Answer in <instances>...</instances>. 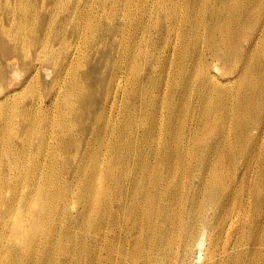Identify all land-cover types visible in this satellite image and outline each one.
<instances>
[{"label":"bare ground","instance_id":"obj_1","mask_svg":"<svg viewBox=\"0 0 264 264\" xmlns=\"http://www.w3.org/2000/svg\"><path fill=\"white\" fill-rule=\"evenodd\" d=\"M65 1L6 0V4L0 8V255L10 258L2 264H55L44 260V256L52 255L56 247L58 226L55 222L68 213L69 206L77 203L80 209L77 211L78 216H73L75 227L82 230L86 227L91 229L96 224L103 227L104 258L101 255L103 247L98 257L103 259L104 264H114V258L121 264L126 251L136 254L141 245H147L150 250L143 264L155 262V259L150 258L151 252L181 254L185 263L189 259L195 260L194 254L201 256L205 234L210 232L219 236L224 232L229 237L231 230L241 223L239 215L235 214L236 206L230 209L225 205L208 206V197L211 195L202 191V174L195 175V169H187L180 174L189 171L186 178L176 179L180 176L177 175V161L184 159L192 142V138L179 135L185 126L180 116L177 122L169 119L164 124L172 129L170 142L175 150L161 152L156 149L140 155V158H146L140 170L150 168L146 182L132 177L130 172L123 176L126 180L124 183L119 178L114 180L112 169L105 168L102 160L118 148L124 152L118 158L138 157L135 144L129 140L135 141L136 136L139 140L142 126H145L143 140L146 134L156 135L159 139L164 134L154 127L148 128L136 112L127 109L134 100V89L128 86L134 75V55L130 53L124 56L122 53L125 51H115L113 54L116 56L121 53L123 58L130 59V65L124 62L112 67L104 65L102 57L112 52L108 44L121 40L114 31L97 39L94 37L103 20L110 18L106 0H73L60 14L58 11ZM92 2H97V8L92 7ZM25 4L29 5V12L36 19L29 37L25 34L24 24H11L14 20L21 23L29 20L25 13L16 14L17 8L20 12H23L22 7L26 9ZM118 5L117 0L112 1V9ZM152 6V0H144L137 10L150 18ZM220 14L213 9L208 18L214 21ZM56 16L59 19L54 21ZM252 17L255 21L258 15L248 11L240 20L247 21ZM193 21L190 16L186 19L189 25ZM256 21H261L262 27L249 34L240 25L233 27L230 31L233 38L231 43L224 37H216L217 34L222 36L227 33L226 26L216 19L213 26H205L202 36L189 37L192 43L202 45V49L191 56V66L196 72V75L193 72V83L197 87L202 84L214 94L220 93L221 89L229 91V94L236 91L230 96L237 98L241 105L257 100L256 94L243 97L240 92L244 87L254 91L255 84L250 74L258 63H246L239 58L241 55L253 59L258 51L257 44L264 41V16ZM136 24L140 32L148 28L146 22L137 21ZM124 27L120 25L118 29ZM178 38L176 29L168 28L164 34V40L170 43ZM244 41L249 45H243ZM27 51L31 53L27 54ZM20 65L28 67L26 78L17 86H11L10 74ZM86 65H90L88 71L77 72L79 66ZM213 67H217L219 72ZM102 69H105L102 75H108L105 78L100 76ZM41 73L45 78L44 84H49L44 87L39 85L36 89L29 88ZM86 81L99 85L103 95L96 105L91 104L90 109L82 105L80 110L78 103L87 102L84 86L78 84H85ZM133 81L137 82V76ZM39 89L42 91H36ZM260 93L264 95V90ZM262 103L264 105V97ZM220 104L226 103L223 101ZM99 105L103 110H109L103 119L94 114ZM167 106L179 113L187 107L183 104L177 109L173 102ZM122 107L116 126L111 111ZM164 108L158 107L157 112ZM22 109L30 111L21 126L24 132L10 130V124H6L4 117L18 116ZM85 115L91 117V125L82 120ZM75 119H79V125L88 126L84 129L85 135L77 134L79 125ZM262 120L264 122V116ZM258 122H252L249 129L259 130ZM114 132L117 133V139L111 146L109 143L113 136L116 137ZM244 137L248 138L247 132ZM146 141L151 145L147 138ZM96 142L108 147L95 150ZM61 155L78 158L75 168L55 170V161ZM162 160L168 161L164 171L157 165ZM93 163L95 167L90 166ZM100 166L104 167L103 172ZM104 173V194L102 188L96 187L92 191L91 187L100 183L98 178ZM61 178L66 189L59 186ZM21 204L24 208L17 206ZM16 211L19 214L15 215ZM79 215L84 219L78 220ZM155 227H159L160 237L150 235ZM116 228L134 236L124 235L122 238L121 232L114 230ZM142 234L146 235L143 237ZM89 236L93 237L91 234ZM60 252L64 255L63 259L70 257L69 251ZM228 253H232V250L227 252L225 247L221 259ZM58 264L68 263L65 260Z\"/></svg>","mask_w":264,"mask_h":264},{"label":"rangeland","instance_id":"obj_2","mask_svg":"<svg viewBox=\"0 0 264 264\" xmlns=\"http://www.w3.org/2000/svg\"><path fill=\"white\" fill-rule=\"evenodd\" d=\"M112 1L106 0L107 10L110 13L109 20L104 19L102 24L98 26L94 33L96 39L101 35L105 36L114 31L119 39V42H110L109 49L112 51L108 56L103 58L104 65L112 67L120 65L122 62L130 65V59L122 57L128 54H133L134 75L130 85L134 89V100L127 107L128 110L136 112V115L141 121H144L148 128H155L163 132L164 136L159 139L156 135H145L142 139V133L145 126L140 130L139 140L137 136L135 141L130 139V143H134L138 151V157L134 158H118V155L124 154L121 148L108 155L103 161L105 168L112 169V177L114 180L119 178L122 183L126 180L129 172L132 177H137L138 180L146 182L149 176V169H141L144 166L143 162L146 158H140V155H146L159 149L161 152L166 150H175V146L170 142L169 129L165 122L172 119L177 122V117H182L185 124L184 130L179 134L182 138H192L191 145L184 156L183 160L177 161L178 174L187 169H195L194 174L200 175L202 186L201 189L205 193H209L208 206L216 207L225 205L229 209L235 205V214H238L241 223L231 230V235L226 237L227 233H222L219 236L213 233L203 236L201 256H196L195 260L189 259L186 263L182 261L181 254L165 255L162 253H150L151 259L155 262L150 264H264V105L262 98L264 95H259V92L264 90V41L258 43V51L253 59H247L239 55L243 62L257 64L250 78L254 82V91L244 87L240 92L243 97L256 94L257 100L253 102H245L241 105L237 98H233L229 91L221 89V92L214 94L208 91L207 88L200 84L197 87L193 83V72L195 70L191 66V56L202 49V45L192 43L189 37L202 36L205 26L212 25L216 20H219L227 28V33L224 35L217 34V38L224 37L228 43L233 41L230 31L233 27L240 25L249 34L252 30H258L262 27V22L257 23V19L264 16V0H152V16L144 17L137 8L144 3V0H117L119 5L112 9ZM73 0H66L58 13L66 9L69 3ZM6 4V0H0V8ZM26 5V4H25ZM97 2H92V7L97 8ZM127 8V9H126ZM221 13L214 21H211L208 16L211 11ZM127 10L130 12L127 13ZM22 11L16 9V14L25 13L29 18L27 22L21 23L18 20L12 21L11 24L26 26L25 34L29 37L30 32L34 29L36 19L29 12L30 7L26 5V9L22 7ZM251 11L258 15L254 21L253 17L247 21H241V17L245 12ZM194 20L186 23L187 17ZM56 16L54 21L58 20ZM137 21L146 22L147 30L140 32ZM257 23V24H256ZM256 24V25H255ZM124 25L123 29H118V26ZM168 28L177 30L179 38L170 43L164 40V34ZM185 40L183 41V39ZM9 42V41H8ZM248 46L247 41L242 43ZM172 45L173 48H172ZM125 51L119 56L113 54L115 51ZM27 54L31 51H27ZM91 61L93 54L90 56ZM99 61L98 57L95 58ZM261 59V64L259 60ZM90 65L79 66L77 72H86ZM213 69L219 72L218 68ZM28 67L20 65L19 68H14V73L10 74L11 86H17L26 78ZM105 69H102V78L107 77V73L102 75ZM137 76V82L133 78ZM44 75L41 73L39 78H36L34 84L29 88L36 89L41 85L44 87ZM47 80V78H46ZM50 81V80H47ZM78 86H84L85 102L78 103V109L81 110L82 105L88 110L91 104L96 105L97 100L103 95V91L99 85L86 81L85 84L79 82ZM28 89V88H27ZM36 91H42L41 89ZM225 105H221V102ZM173 102V106L177 109L181 105H186V109L179 113L168 108V103ZM90 103V104H89ZM247 103V104H246ZM246 104V105H245ZM119 106V105H118ZM164 106V110L157 112L158 107ZM122 108H115L111 111L112 116L116 120L121 116ZM157 112V113H156ZM109 110H103L100 105L94 110V114L99 115V119H103ZM30 114L27 109H22L18 116L7 115L6 124H10V130L23 133L22 123ZM60 120V116H58ZM89 125L92 124V119L89 115L83 117ZM79 125V119H75ZM240 121V122H238ZM258 122L259 130L249 129L252 122ZM87 125H79L77 134L85 135L84 129ZM247 132L248 138L244 137ZM136 134L138 132L136 131ZM113 146L117 139V133H113ZM119 138V136H118ZM146 138L150 141L149 145ZM258 141L253 143L252 141ZM106 144L96 142L94 149L99 147L106 148ZM108 147V146H107ZM253 151V154H251ZM44 160L43 157H39ZM46 161V160H45ZM78 158L73 155H61L56 159L55 170L67 169L72 170L77 165ZM211 163L213 165L210 167ZM168 161L162 160L157 165L164 171ZM90 166L95 167V163ZM102 170L104 167L100 166ZM189 171L183 173L176 179H183L188 176ZM103 178V180H102ZM99 184L91 187L94 191L96 187L103 189L106 184V175H101L98 178ZM156 181V180H155ZM59 186L66 189L64 179L59 180ZM79 203L69 206L68 213L58 219L55 224L58 226V231L55 235L56 247L53 248L52 255H45L44 260L58 264L65 260L68 264H104L103 259H99V251L103 247L101 255L104 258V237L101 236L103 227L100 228L96 224L93 228L82 230L74 226V217L80 209ZM18 207L24 208L21 204ZM101 207V203H100ZM102 209V207H101ZM228 209V210H229ZM73 211V212H71ZM159 212V211H157ZM19 214L18 211L14 213ZM72 214V216H71ZM78 216V215H77ZM84 217H78V220H83ZM168 227V226H167ZM121 232V237L124 235L133 237L131 233L128 235L126 231ZM91 234L93 237L89 236ZM146 234H142L144 237ZM150 235L160 237L159 227H155ZM116 247V246H115ZM227 247L228 253L224 259H221L222 251ZM61 250L70 252L69 258H64ZM147 245H141L140 250L134 254L133 251H126L121 264H143V260L149 252ZM196 253V252H195ZM10 260L8 256L0 255V264ZM21 264H28L22 262ZM114 264H118L114 258Z\"/></svg>","mask_w":264,"mask_h":264}]
</instances>
